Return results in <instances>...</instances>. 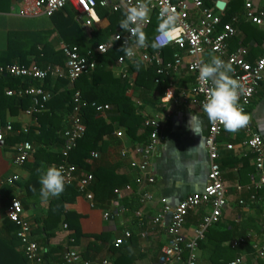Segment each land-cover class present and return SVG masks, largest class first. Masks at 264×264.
<instances>
[{
  "label": "crops",
  "instance_id": "crops-1",
  "mask_svg": "<svg viewBox=\"0 0 264 264\" xmlns=\"http://www.w3.org/2000/svg\"><path fill=\"white\" fill-rule=\"evenodd\" d=\"M22 1L11 0L10 11L0 13V30L2 32L0 51L7 48L5 36L10 31H47L54 29L51 18L47 17L25 19L30 22L24 25L20 24L18 20L21 18L18 13ZM207 1L212 2L211 10L221 17L230 4H245V0H218L225 4L224 9H219L214 0ZM261 4L264 5V2ZM99 9V24L88 29L80 26L88 39L91 38L92 31H101L110 25L108 16L102 14L101 8ZM35 20L39 21L40 25L31 24V21ZM248 25L242 23L238 26V33L236 37L230 40L229 46L231 51H235L239 47L246 48L249 51V60L256 62L264 55V38L258 33H245L249 30ZM110 38L100 44L109 42ZM235 39L238 40L236 43L234 42ZM4 42L6 47L3 45ZM53 43L57 49L63 46L59 38ZM98 45H95L93 50ZM171 48L176 49L175 47ZM159 51L164 64L173 63L177 49L167 63L160 49ZM211 56L213 55H209L205 62H208ZM30 59H34V57L31 56ZM190 60L185 56L180 74H174L167 79L169 84L166 91L173 87L175 92V101L172 102L164 101L166 91L162 95L160 85L155 83L153 90L139 87L135 82L137 73L131 74L127 65L122 67L116 62L112 65L111 72L115 78H129L130 88L126 89V94L131 98L135 108L138 109V113L145 120L155 117L162 120L165 127L162 131L163 139L151 158L148 171L142 172L139 170V165L143 161L140 150L149 141L148 137L143 136L146 127L131 136L127 127L119 125L118 122H112L107 115L104 116L108 124H112L113 132L104 137L103 141L100 142L101 150L93 152L92 158L87 163L102 169L110 168L128 183L122 189L115 190L116 198L111 200L108 206L105 204L96 206L95 202L92 206V203L83 196H78L73 203L66 205L65 212H74L79 215L78 224L83 236L76 242L73 238L75 230L67 226L65 216H62L59 224L52 230L53 236L49 238L48 242L45 244L42 241L45 235L37 232V222L49 218L51 202L59 199L61 194L58 197H50L47 201L43 200L41 196L32 197V195L37 194L38 188L33 190L31 196L27 194L23 185L30 175L28 166L35 162V152L28 162L18 167L15 165V157L16 149L20 143L7 139L0 143V229H3L1 227L3 215L7 213V208L12 201L17 199L25 202L24 205L27 208L23 207L24 217L32 225V240L42 246L38 260L29 264H65L62 253L67 250L75 251L82 259L90 260L95 264H101L103 261H108V264H159L161 250L170 242L168 235L170 216H167L160 224H155L154 219L162 213L165 203L175 207L188 196L202 192L208 181L209 159L205 140L209 132V121L201 109L192 104L190 98L185 96L196 83L195 76L187 69ZM31 66L38 67L37 62L33 60ZM57 67L61 66L44 64L43 67L39 68L54 69ZM23 114L24 111L17 118L23 125L22 131L25 128L30 129L31 126L39 125L38 120L34 124L30 118L25 114L26 117H24ZM248 115L250 116V127L264 140V79L257 89ZM192 116L193 119L191 120ZM20 132L18 131V133ZM247 139L246 127L235 133L224 130L219 138V163L223 181L227 187L228 206L219 223L207 234L203 248L199 250V264H224L229 255L234 253L237 256L239 253L238 250L232 248V242L251 235L250 244L241 251L247 264L248 257L254 254V252L247 251L248 246L255 249L261 242L264 226V198H261V203L255 207H246L240 204V200L248 202L250 197L255 194L252 184L256 175L254 158L243 146V142ZM229 145H233L234 148L228 149ZM33 146L34 151H36L35 145ZM63 147L64 143L61 146L51 147L50 151L61 153ZM95 153L99 155L97 159L93 157ZM50 166L52 164L48 167ZM16 175L20 176L18 182L12 185L6 183L7 179ZM149 178H153L155 182L151 184L148 181ZM103 182L110 183L105 177ZM109 185L106 184V186ZM149 195L152 197L151 199H147ZM163 201L165 202L163 203ZM107 212L114 217L113 220H105V213ZM210 212L211 208L207 206H201L189 212L184 230L187 238L194 237L196 229ZM254 224H260V228H254ZM126 232H130V238L125 237ZM144 234L146 237L143 236ZM118 239H123L124 243L118 245L116 243ZM226 239H228L227 243L217 246ZM21 248L24 255L22 242ZM228 248L233 252L230 253ZM255 257L251 259L252 264H264V259H256Z\"/></svg>",
  "mask_w": 264,
  "mask_h": 264
},
{
  "label": "built area",
  "instance_id": "built-area-1",
  "mask_svg": "<svg viewBox=\"0 0 264 264\" xmlns=\"http://www.w3.org/2000/svg\"><path fill=\"white\" fill-rule=\"evenodd\" d=\"M261 2H264V0H245L244 13L234 16L219 31L222 17L214 13L205 4V0H151V10L148 19L145 21L144 31L151 26L153 16L158 18L161 7H169L179 16L177 30L169 37L164 38L165 46L161 48L175 47L177 49L173 63L164 64L160 51L150 53L147 51V47H144L137 50V54L132 60L122 55L116 60V64L123 67L127 61L140 60L147 65H154L157 73L155 83L160 85L161 78H170L174 74H180L184 65L183 59L187 56L191 59L187 69L195 76L196 83L185 96L189 97L192 104L198 106L203 112L202 102L206 99L207 89L212 87V82L209 81L205 84L198 79L199 70L197 65L205 62L209 55L219 56L224 61L232 64L234 68L233 78L237 79L244 89L239 103L249 114L257 89L264 79V55L256 62L251 63L248 59L249 51L246 48L239 47L237 50L231 51L229 42L236 37L237 28L241 23H251L264 28V5ZM124 3H126V0L124 2L122 0H23L18 16L22 19L52 18L66 8H71L74 12L75 21L82 28L88 29L100 23L99 8L117 13L124 10ZM132 3L134 4L135 0H132ZM157 35L158 33L155 37ZM126 40L130 42V33L125 31L123 34L116 33L111 36L109 42L98 45L95 50L88 51L86 56H82L77 47L63 45L62 49L66 57L63 67L41 69L36 66L26 67L20 64L0 66V82L4 79H23L40 81L43 84L48 78H61L68 80L69 86L74 88L75 83L82 76L97 68L96 55L105 54L114 47L115 43L121 42L123 45ZM121 57H123L122 60ZM5 92L8 97L30 98L31 105L24 110V114L34 124L37 123V115L46 111L47 104L53 98V93L45 89L43 85H30L17 89L7 88ZM164 101H175L173 87L168 88L166 91ZM86 107L87 104L84 103L81 92L76 91L73 98V112L64 131L65 142L61 151L63 162L57 167L64 169L65 187L76 184L81 195L89 200L93 206L94 194L91 188L95 182L94 175L90 173L79 176L77 167L68 162L71 152L77 148L79 141L83 139L86 133L84 124ZM91 107L97 114L102 116H106L110 110L109 105L97 103L91 104ZM145 126L151 131L147 145L140 150L143 161L139 165V170L142 172L148 171L151 158L163 139L162 131L165 128L159 117L148 118L145 121ZM224 130L222 124H211L209 122V132L205 140V148L209 159V173L204 190L188 196L175 207L165 203L162 213L154 219L155 224H160L167 216H170L168 227L170 242L162 248L159 264H199L200 243L205 240L208 230L219 223L224 210L228 206L227 187L223 181L219 163V138ZM29 131V128L23 130L25 134H28ZM246 131L248 139L243 142V146L248 149L254 158L256 175L252 184L255 194L250 197L248 202L240 200V204L249 207L252 204L260 203V199L264 198V140L260 134L252 130L249 124L246 126ZM10 132H13L11 124H8L5 128H0V143L5 141L7 133ZM119 136H121V133H119ZM233 148V145L228 146V149ZM33 152L34 146L32 143L28 141L20 143L16 149L15 165L18 167L23 166L29 161ZM93 157L97 159L99 155L95 153ZM19 180L20 176L16 175L7 179L6 183L12 185ZM148 181L151 184L155 182L153 178H149ZM151 198L150 195L147 196V199ZM201 206L210 207L211 212L205 216L203 223L196 229L194 237L187 238L184 232L186 218L190 211ZM7 217L17 228L16 236L24 245V256L30 262L38 260L40 249L38 244L32 240V225L24 217V208L20 200L15 199L12 201L7 210ZM113 219L114 217L110 213H105V220L110 221ZM143 236L146 237V234ZM125 237L130 238V232H126ZM251 238V235H247L232 242V248L238 250L240 254L237 259L229 264H246L244 254L241 251L250 244ZM116 243L122 245L124 240L118 239ZM255 251L256 259H264V226L261 242L255 247ZM64 261L65 264H95L90 260L82 259L75 251H68L64 255ZM101 264H108V261H103Z\"/></svg>",
  "mask_w": 264,
  "mask_h": 264
},
{
  "label": "trees",
  "instance_id": "trees-1",
  "mask_svg": "<svg viewBox=\"0 0 264 264\" xmlns=\"http://www.w3.org/2000/svg\"><path fill=\"white\" fill-rule=\"evenodd\" d=\"M22 1V0H17ZM99 1V0H97ZM207 6H211V1H205ZM11 8V0H0V13H8ZM100 11V9H99ZM101 12L107 15L110 20L108 28L101 31H92L91 38L88 39L80 25L74 19V12L71 8H66L54 15L51 18L53 30L47 31H10L7 35V48L0 51V66L9 64H20L30 67L33 60L37 62L38 67H43L44 64L52 66H64L66 62L65 54L62 47L57 49L54 45V40L60 39L62 44L68 47H77L82 56H86L88 51L93 50L95 45L109 40L116 33H124L120 27V21L124 18V10L114 13L101 8ZM244 13V5L233 3L227 7L225 14L222 16V23L219 31L228 23L234 16ZM242 24V23H241ZM249 24V30L245 33H258L264 38V30L261 27ZM158 18L153 17L151 26L145 30L147 36V51L155 53L151 48V43L157 34ZM238 40L235 39L236 43ZM121 42L114 44L107 53L96 55L97 68L91 73L82 76L76 83L74 88L69 86L66 79L48 78L43 84L40 81H30L23 79H4L0 82V125L5 128L8 124L13 126V132L6 135L7 140L15 143L28 141L35 145L34 151L35 162L28 166L30 170L29 178L25 181L23 189L27 194L32 195L33 189L38 188L37 194L40 196L41 184L39 182L40 173L38 169H46L49 165L56 167L63 162L61 153L51 152V147L61 146L65 142L64 131L67 127V120L73 112V98L76 91H80L82 98L87 107L84 111V124L86 127L85 136L79 141L77 148L71 152L68 162L75 165L78 169V175L84 176L92 173L95 177V182L91 188L94 194V202L96 206L106 205L111 203V200L116 198L115 190L122 189L128 183L127 180L117 176L113 170L102 169L100 167L91 166L87 163L92 157L93 152L101 150L100 142L105 136L111 135L113 132L112 124H108L106 118L97 114L91 107V104L97 103L100 105H109L111 109L107 113L108 119L112 122H118L119 125L128 128L129 134L132 136L138 130H143L145 121L135 108L131 98L126 94V89H129V78H115L111 72L112 65L116 60L124 55L120 51ZM165 62H169L170 57L176 52V49L171 47L161 49ZM33 56L34 59H30ZM249 59V58H248ZM140 63L139 70L136 68V61H127V69L130 73H137L136 85L148 90H153L157 79L156 66L147 65L144 62L137 60ZM250 61V60H249ZM254 63L253 61H250ZM166 79V80H165ZM168 78H161L160 89L162 95L166 91L169 84ZM165 80V82H163ZM30 85L41 86L53 93L52 100L47 104L46 111L37 115L39 125L30 127L28 134L22 131L23 125L17 120L24 110L30 107V98L8 97L6 89H17ZM252 108V107H251ZM11 120V121H10ZM11 123H10V122ZM18 131H21L18 133ZM150 129L146 127L144 137L150 135ZM5 139V140H6ZM109 180L103 182V178ZM111 182L113 183L111 185ZM106 184H110L106 186ZM105 185V186H104ZM78 196H82L76 184L66 186L61 193L60 198L52 201L50 216L46 220L37 222V232L45 235L43 242H48L53 236L52 230L59 224L62 216H65V223L70 229L75 230L74 240L78 241L83 236L79 229V215L74 212H65L66 205L73 203ZM22 202V201H21ZM261 203V202H260ZM252 204L249 207L258 206ZM23 207L27 208L25 202H22ZM9 206V204H8ZM7 206V207H8ZM95 206V207H96ZM8 209V208H7ZM57 210V212H56ZM56 214H55V213ZM65 212V214H63ZM54 215V216H53ZM10 223L7 213L3 215L0 229V264H29L30 261L23 255L21 242L16 236L17 228ZM264 225V224H263ZM260 228V224H254V228ZM214 228V227H213ZM211 228V229H213ZM5 229V230H4ZM209 229L207 234L212 230ZM33 231V230H32ZM206 234V236H208ZM238 237V236H237ZM33 239V238H32ZM228 239L222 241L217 246L227 243ZM204 241L200 243V248H203ZM39 249L42 247L38 244ZM19 249V250H18ZM228 250H230L228 248ZM226 251V250H225ZM247 251L253 253V256L248 257L247 264H252V257L256 256V251L252 246H248ZM65 251L62 254H66ZM233 252L230 250V253ZM237 256L229 255L224 264H229Z\"/></svg>",
  "mask_w": 264,
  "mask_h": 264
},
{
  "label": "clouds",
  "instance_id": "clouds-1",
  "mask_svg": "<svg viewBox=\"0 0 264 264\" xmlns=\"http://www.w3.org/2000/svg\"><path fill=\"white\" fill-rule=\"evenodd\" d=\"M124 2V0H122ZM151 0H126L124 3V18L120 21V27L130 33L128 40L121 46L120 51L132 60L137 50L147 46V36L144 31L145 21L149 17ZM179 16L169 7H161L158 16V35L153 39L151 48L158 52L165 46L164 38L169 37L178 28ZM123 57H121V60ZM139 70L140 63L136 61ZM198 79L207 84L212 82V87L207 89L206 99L202 102V110L211 124H222L228 132L235 133L246 127L250 122V116L240 105V96L244 89L240 82L233 78L234 68L230 62H226L219 56H211L208 62L197 65ZM169 93V92H168ZM193 116L191 117V120ZM41 184L40 196L47 201L50 197H58L65 188V175L62 167L52 165L46 169H38ZM35 191V189H33Z\"/></svg>",
  "mask_w": 264,
  "mask_h": 264
},
{
  "label": "rangeland",
  "instance_id": "rangeland-1",
  "mask_svg": "<svg viewBox=\"0 0 264 264\" xmlns=\"http://www.w3.org/2000/svg\"><path fill=\"white\" fill-rule=\"evenodd\" d=\"M19 22H20V24H22V25H24V24H26V23H28V22H30V21H27V20H22V18H21V20H18ZM31 24H33L34 26H38V25H40L39 24V21H31ZM2 32H1V30H0V47H1V44H2ZM5 42H6V44H7V34H6V36H5ZM5 42H4V46L6 47V44H5ZM24 115V114H23ZM24 117H26L25 115H24Z\"/></svg>",
  "mask_w": 264,
  "mask_h": 264
},
{
  "label": "water",
  "instance_id": "water-1",
  "mask_svg": "<svg viewBox=\"0 0 264 264\" xmlns=\"http://www.w3.org/2000/svg\"><path fill=\"white\" fill-rule=\"evenodd\" d=\"M214 3L216 4L217 8H219V9L225 8V4L222 2H219L218 0H214Z\"/></svg>",
  "mask_w": 264,
  "mask_h": 264
}]
</instances>
